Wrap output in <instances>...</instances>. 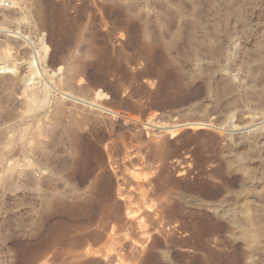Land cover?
Returning <instances> with one entry per match:
<instances>
[{
  "label": "rangeland",
  "instance_id": "rangeland-1",
  "mask_svg": "<svg viewBox=\"0 0 264 264\" xmlns=\"http://www.w3.org/2000/svg\"><path fill=\"white\" fill-rule=\"evenodd\" d=\"M0 67V264H264V0H0Z\"/></svg>",
  "mask_w": 264,
  "mask_h": 264
},
{
  "label": "bare ground",
  "instance_id": "bare-ground-1",
  "mask_svg": "<svg viewBox=\"0 0 264 264\" xmlns=\"http://www.w3.org/2000/svg\"><path fill=\"white\" fill-rule=\"evenodd\" d=\"M10 71V70H9ZM9 71L7 70V72L9 73ZM104 73V72H103ZM102 77V76H101ZM103 78V77H102ZM159 151V150H158ZM148 190V189H147ZM151 193H152V191H150L147 195H146V197H145V200L147 199V197H149L150 195H151ZM109 194V193H108ZM150 200V199H149ZM132 201V200H131ZM145 202V201H144ZM133 204V203H132ZM133 205H135V204H133ZM145 207V206H144ZM160 208V207H159ZM164 211V210H163ZM159 212V211H158ZM117 213V214H116ZM115 213V215H114V217H115V219H121V215H120V213L119 212H116ZM146 218V217H145Z\"/></svg>",
  "mask_w": 264,
  "mask_h": 264
},
{
  "label": "built area",
  "instance_id": "built-area-1",
  "mask_svg": "<svg viewBox=\"0 0 264 264\" xmlns=\"http://www.w3.org/2000/svg\"><path fill=\"white\" fill-rule=\"evenodd\" d=\"M4 72H5V71L0 67V75H3Z\"/></svg>",
  "mask_w": 264,
  "mask_h": 264
}]
</instances>
